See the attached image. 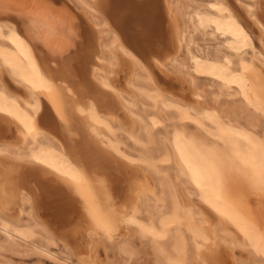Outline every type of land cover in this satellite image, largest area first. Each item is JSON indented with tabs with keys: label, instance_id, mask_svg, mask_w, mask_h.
<instances>
[{
	"label": "bare ground",
	"instance_id": "1",
	"mask_svg": "<svg viewBox=\"0 0 264 264\" xmlns=\"http://www.w3.org/2000/svg\"><path fill=\"white\" fill-rule=\"evenodd\" d=\"M184 1L0 0L3 235L21 241L38 237L43 246L51 244L50 231L37 218L36 209L41 208L56 226L71 227L66 232L72 240L86 238V247L94 239L119 241L123 231L133 229L165 262L183 264L189 242L191 254L205 264L214 237L204 227L211 225L191 224L187 236L182 234L173 181L157 167L173 157L182 169L175 176L178 184L181 176L194 184L205 205L242 232L247 246L256 247L258 264H264L259 231L241 212L249 202L264 219V140L232 125L228 115L224 123L217 115L223 99L231 105L228 110L238 104L248 127L264 126V8L260 0H235L248 23L226 0H209L208 8ZM178 15L184 21L181 29ZM198 34L217 41L213 54L204 55L195 39ZM154 35L169 45L162 59L153 53ZM181 50L185 64L177 59ZM123 65L128 68L124 90L114 85ZM166 65L188 81L194 102L201 98L195 80L212 84L214 108L192 116L189 104L164 95L154 85L150 68L167 75ZM133 97L135 101L128 100ZM146 106L171 109L176 119L193 121L214 143L177 126L170 147L160 140L154 158L142 145L143 138L150 142L157 123L154 114L146 116L149 122L138 114ZM119 112L130 127L137 122L143 134L127 133L133 145L142 146L139 158L127 154L112 132L113 124L126 126ZM146 171L157 179L166 206L152 201L154 180ZM242 197L249 201L242 202ZM23 214L26 221H21ZM143 215L149 216L146 223ZM172 231L176 236L168 254L163 243ZM126 246L118 243V251L127 253Z\"/></svg>",
	"mask_w": 264,
	"mask_h": 264
},
{
	"label": "rangeland",
	"instance_id": "2",
	"mask_svg": "<svg viewBox=\"0 0 264 264\" xmlns=\"http://www.w3.org/2000/svg\"><path fill=\"white\" fill-rule=\"evenodd\" d=\"M166 1L174 4L176 3V0ZM189 1L192 2V6L208 8L207 3L209 2V0H186L184 2L189 3ZM226 2H228V4H230L237 10L240 18H244L243 20L249 23L245 14L240 11L241 8L240 6H238V2L236 3L235 0H226ZM240 2L245 4L252 3L251 0H240ZM263 2L264 0H260L259 2L261 10L262 8H264ZM261 20L264 22V16L261 18ZM177 23L179 29H181L184 21L180 15H178ZM248 25H250V29L253 31V35L255 36V38H259L257 35V29L254 28V26H252L251 24ZM195 39L197 44L202 47V51L204 52L205 56L214 53L213 51L218 44L217 41L213 40L209 36L202 37L199 34ZM150 40L155 42V49L153 50V53H157L158 56H160L162 59V55L167 52L169 45L162 42L163 40L162 38H160V35H154L150 38ZM255 42L257 45L258 41L255 40ZM261 43L262 45H264V39H262ZM158 49H160L161 51ZM195 52L196 54H199L197 50H195ZM177 59L182 64L186 63V58L182 50L179 52ZM142 60H144V63L149 62L148 59L145 58H142ZM166 67L169 72L165 71V74L167 75H164V73L159 72L154 68L152 70L149 66L154 78V85L157 86L164 95H174L189 104V106L193 109V111L190 112L192 116H196V112L202 113L203 111L211 110L214 108L212 97L216 92V88L212 86V84H210L204 78H197L195 80V86L197 89H199L201 98L194 102L195 100L192 97V90L188 81L184 78L183 75L176 74V76H174L175 73L171 70V67L169 65H166ZM127 75V65H123L118 73L117 81L114 82V85L117 88L124 90ZM185 82L188 85H186ZM128 100L135 101V98L133 97L132 99L130 98ZM219 103L221 106L217 107V115L220 122L224 123L226 121V118L224 117L226 114L228 115V118L230 119L232 125H235L238 129L242 128L245 131L250 132L260 140H264V126L261 123H258L255 127L256 129L248 127L249 123L246 120L245 115L239 112L237 103L229 110L228 107H230L231 105L227 106L225 100L220 99ZM141 109L142 108L139 107V110ZM143 109L144 110L142 111H138L137 109L138 114L142 118L149 122L146 116L154 114L158 123L153 126L154 128H151L150 142H147L142 137L143 134L139 131L137 122H134V124H132V126L130 127L123 112H119L117 114V117L121 120L123 125H128L129 127L125 126L120 129L115 124L112 125V132L115 134L116 138L122 144H124L125 152L134 158H139V151L142 150V146L133 145V143L127 137V133L138 136L140 135L143 138L142 142H144L142 145L147 147L148 151L154 158L157 157L155 149L160 140L165 141V143H167V146L170 147L169 140L174 128L177 126H181L182 130L185 133H193L198 137L205 138L208 143H214L212 137L206 136L204 132L193 121L184 120L180 122L178 119H176L171 109L162 110L161 107L150 108L149 106H146ZM232 109H234V113ZM224 138L227 139V136H224ZM96 156L97 155L94 154V157ZM99 164L103 163L100 162ZM116 167H118V165H116ZM157 167L162 170V174L160 175H166L168 179L173 181L176 195L178 196V199L181 203L182 234L185 237L187 236L185 233V229L191 226V224L200 225V223H202V225L200 226L203 227L206 225L209 227L211 225V227L209 228L204 227L206 229H212L211 232L212 236L214 237L209 250H207L210 251V253L207 254L208 262L206 261L205 264H258L261 262V260L258 259L256 247L247 246V239L246 237H244V234L242 232L237 230L227 218L215 215V213L205 205L203 199L198 196L199 190L194 184L188 181L185 176H181L179 179L182 185L178 184V182L175 180V176L176 174L182 172V169H180L179 163L175 158L172 157L169 162L157 163ZM141 168L144 170L145 167ZM147 174L150 177H153L154 180L153 192L151 194L152 201L155 205H160L161 207L166 206V197L163 195V192L159 188L157 179H155L154 176L149 172H147ZM184 188L186 189V191H188L189 196L185 194ZM244 201L249 200L242 197V202ZM242 206L243 210H241V212L246 215L249 221L255 224L259 231L258 242L259 244H261V248L264 251V219L263 217H259L258 215H256V213L251 210L249 202H245V204H243ZM37 209V218L39 222L42 224L45 222L43 225H45L51 233V244L43 246L38 237L33 238L32 241H21L16 239L14 236L8 238L0 232V264H175L172 262H165L163 261L162 257L157 256L153 252V249L150 247L148 240L140 239V237L134 232L133 229L130 231H123L121 234L123 235V237H121L119 241L115 240L112 243H108L106 241L94 239L93 241H91L90 247H86V238H78L77 240H72L70 236H68L69 234L66 232V230L69 228V225L64 224L60 227L56 226V222L49 214L47 215L46 213H44L41 208L38 210ZM40 217L41 219L45 220L41 222ZM148 217V215H143L141 217V221L146 223ZM11 218H14V216H11ZM27 218L28 217L26 216V214H23L21 216V221H26ZM203 223L206 225H204ZM69 229H71V227ZM175 236L176 231L170 232L163 243V248L168 254L170 252L169 246ZM120 242L124 243L125 246L127 245V253H120L118 251V243ZM39 249L41 250V253ZM185 249L184 259L182 262L183 264H204L198 261L196 255L191 254L192 250L189 242ZM42 250L50 256H47ZM79 259H82L83 263H81Z\"/></svg>",
	"mask_w": 264,
	"mask_h": 264
},
{
	"label": "snow or ice",
	"instance_id": "3",
	"mask_svg": "<svg viewBox=\"0 0 264 264\" xmlns=\"http://www.w3.org/2000/svg\"><path fill=\"white\" fill-rule=\"evenodd\" d=\"M262 39H264V37H262Z\"/></svg>",
	"mask_w": 264,
	"mask_h": 264
}]
</instances>
